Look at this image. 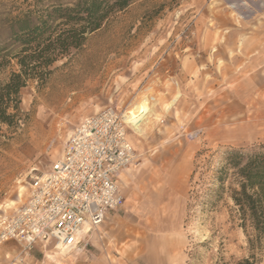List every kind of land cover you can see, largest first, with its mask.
Listing matches in <instances>:
<instances>
[{
  "label": "rangeland",
  "instance_id": "rangeland-1",
  "mask_svg": "<svg viewBox=\"0 0 264 264\" xmlns=\"http://www.w3.org/2000/svg\"><path fill=\"white\" fill-rule=\"evenodd\" d=\"M34 4L0 0V41L8 37L10 20ZM144 98L153 115L140 137L128 133L134 168L146 175L170 172L177 199L184 196L182 264L247 258L229 194L206 204L220 156L264 145V0H136L56 63L45 84L30 82L19 113L10 111L18 128H2L0 216L26 202L32 179L50 169L85 118L110 107L125 114ZM161 185H134V191ZM131 218L106 221L72 251L37 244L24 252L9 242L0 247V264H118L116 256L144 246L134 213ZM104 226L112 227L110 236Z\"/></svg>",
  "mask_w": 264,
  "mask_h": 264
},
{
  "label": "trees",
  "instance_id": "trees-1",
  "mask_svg": "<svg viewBox=\"0 0 264 264\" xmlns=\"http://www.w3.org/2000/svg\"><path fill=\"white\" fill-rule=\"evenodd\" d=\"M10 20L0 41V138L3 126L18 128L21 92L32 81L45 84L56 63L80 50L89 35L136 0H34ZM173 2L176 0H172ZM197 173V168L191 179ZM207 207L229 194L248 244L249 256L236 264H260L264 256V145L252 152L230 149L213 171Z\"/></svg>",
  "mask_w": 264,
  "mask_h": 264
},
{
  "label": "built area",
  "instance_id": "built-area-1",
  "mask_svg": "<svg viewBox=\"0 0 264 264\" xmlns=\"http://www.w3.org/2000/svg\"><path fill=\"white\" fill-rule=\"evenodd\" d=\"M129 132L132 124L111 107L85 118L50 169L32 179L26 202L0 216V247L16 242L24 252L37 244L79 249L125 204L115 178L135 159Z\"/></svg>",
  "mask_w": 264,
  "mask_h": 264
},
{
  "label": "crops",
  "instance_id": "crops-1",
  "mask_svg": "<svg viewBox=\"0 0 264 264\" xmlns=\"http://www.w3.org/2000/svg\"><path fill=\"white\" fill-rule=\"evenodd\" d=\"M146 173L143 169L134 168L133 162L116 175L115 179L125 204L120 210L108 214L105 222L108 221L110 225L124 217L131 220V214L134 213L135 226L143 233L144 246L134 255L128 253L127 256L120 255L115 259L118 260V264H182L181 249L185 243L184 196L178 194L177 199L176 187L173 185L170 172L164 175L162 171L153 172L150 175ZM148 182L152 186L160 182L162 185L153 188L154 190L146 188L147 193L145 188L140 187L142 194H139L137 191L139 185L142 186ZM134 185L138 188L137 192L134 191ZM111 229L112 227L107 226L101 228L104 236H110ZM91 239L94 243L97 238Z\"/></svg>",
  "mask_w": 264,
  "mask_h": 264
},
{
  "label": "bare ground",
  "instance_id": "bare-ground-1",
  "mask_svg": "<svg viewBox=\"0 0 264 264\" xmlns=\"http://www.w3.org/2000/svg\"><path fill=\"white\" fill-rule=\"evenodd\" d=\"M125 119L129 124L133 126V132L137 136L142 135V126L148 120V118L153 115V106L147 103V100L144 98L129 110L126 111ZM88 229H85L84 232L87 233Z\"/></svg>",
  "mask_w": 264,
  "mask_h": 264
}]
</instances>
